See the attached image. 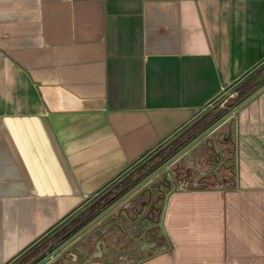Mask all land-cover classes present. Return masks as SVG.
<instances>
[{
    "label": "crops",
    "instance_id": "crops-1",
    "mask_svg": "<svg viewBox=\"0 0 264 264\" xmlns=\"http://www.w3.org/2000/svg\"><path fill=\"white\" fill-rule=\"evenodd\" d=\"M261 66L264 0H0V264H68L57 229ZM235 112L233 184L168 189L135 264H264V82Z\"/></svg>",
    "mask_w": 264,
    "mask_h": 264
},
{
    "label": "rangeland",
    "instance_id": "rangeland-1",
    "mask_svg": "<svg viewBox=\"0 0 264 264\" xmlns=\"http://www.w3.org/2000/svg\"><path fill=\"white\" fill-rule=\"evenodd\" d=\"M241 90L242 87L239 89L232 88L227 91L225 95L215 101L211 106L206 107L207 109L204 108L201 115L197 118V121L191 123V125L160 145L151 156L143 160L141 165H136L129 173L124 175L125 177H123L120 185L130 182L133 178L142 180L140 182L142 184L140 186L141 188L139 187L136 190L133 189L135 187L134 185L131 186L132 189H130L132 191L130 190L129 192H132L131 195L133 196L129 197L127 202L111 209L104 216V213H101V211L103 212V209H106L109 204H112L115 201L114 199L100 213L98 212L85 222L80 220L87 211L82 212V214L75 217L67 225H63L61 229L60 227L57 229L56 233L51 237L52 243L59 242L56 244V246H59L71 240L70 247L73 248L74 243L77 239L81 238L83 233H92V230H98L104 226H108L104 228L107 229V232H113L116 229L119 230V228L125 229L127 224L123 222L118 212L121 210L124 213L123 210L126 208L130 209L131 212L129 216L130 221L128 219L127 223L128 221L129 223L132 221L135 223L138 219L142 218L144 227L150 228L151 232L159 231V240L161 242L162 234L159 230V217L157 218V212L155 213V210L162 206V199L165 192L168 189L178 187V182L174 174L176 169L182 172L186 169L191 170L192 179L203 178L207 173L210 176L208 177V181L193 182L199 185L205 183L206 185L204 187L209 185L230 186L233 184V177H235L236 172V161L238 159L236 152L237 136L240 133L236 125L237 112H235V107L246 95L237 99ZM230 147L232 149L229 152L227 148ZM192 179L189 180L193 181ZM147 209L153 210L154 220L145 217L146 212H148ZM102 236L103 234H99L100 238Z\"/></svg>",
    "mask_w": 264,
    "mask_h": 264
},
{
    "label": "water",
    "instance_id": "water-1",
    "mask_svg": "<svg viewBox=\"0 0 264 264\" xmlns=\"http://www.w3.org/2000/svg\"><path fill=\"white\" fill-rule=\"evenodd\" d=\"M175 177L178 182V188L204 187L206 185L205 183L202 185L195 184L193 181L185 178V176L175 175ZM147 211L145 217L154 220L153 210L147 209ZM159 213L160 208H157V218ZM134 228L136 230L138 229L137 235H134L132 231ZM145 230L146 228L143 225V219L125 229L120 228L116 235L111 231L107 232V229L101 230L97 233L98 235L103 234V236L100 242H96L94 248H83L77 245L74 250H69V257L66 259L70 264H100L101 260H105L107 263H112L113 261H117L114 258L117 253L125 252L126 255H130L131 257L129 259L127 258V261L124 264H135V262L142 257L144 250L151 247V250L155 252L158 248L155 244L149 246L151 240L147 241L141 235ZM133 238L136 239V241L132 240ZM141 247H143L142 252L140 251ZM71 255L74 257L71 258ZM88 255L90 256L88 257ZM94 259L97 260L94 262Z\"/></svg>",
    "mask_w": 264,
    "mask_h": 264
},
{
    "label": "flooded vegetation",
    "instance_id": "flooded-vegetation-1",
    "mask_svg": "<svg viewBox=\"0 0 264 264\" xmlns=\"http://www.w3.org/2000/svg\"><path fill=\"white\" fill-rule=\"evenodd\" d=\"M174 174L175 175H177V176H180V175H182V176H185V178H187V179H192V171L191 170H188V169H186V170H184L183 172L182 171H179L178 169H176L175 171H174ZM180 174V175H179ZM208 174L206 173L205 174V176H203V178H197V179H192L193 180V182H197V181H202V180H209L208 179V177H210L209 175L207 176ZM120 183H121V181L119 182V184H118V186L120 185ZM107 206V205H106ZM123 209H125V207H123ZM124 211V213H122V211L120 210L118 213H119V215H121V219L123 220V222H126V224H127V227H130V226H132L133 224H135L133 221L132 222H130L129 223V221H130V215H131V212H130V209H128V208H126L125 210H123ZM90 212H91V210H88L87 212H86V214L81 218V220L80 221H83V222H85V221H87L89 218H91L92 216H94L95 214H93V215H91L90 214ZM99 212V211H98ZM97 212V213H98ZM157 212V209L155 210V213ZM80 214H82V211L81 212H78V213H76L72 218H71V220H73L75 217H77L78 215H80ZM129 219V221H128V223H127V220ZM107 221H109V220H107ZM107 221H106V223H107ZM108 226H104V227H101L100 229H94V230H92V233L90 232V233H83V235L81 236V238L80 239H77V241L74 243V249H75V247L78 245L79 247H85V248H87V247H90V248H94V246H95V244H96V242H100L101 241V238L99 237V235H98V233L97 232H99V231H101V230H103L104 228H107ZM146 228V227H145ZM117 230V229H116ZM113 231V233L116 235L117 234V232L120 230V228H119V230H117V231ZM132 231H133V233H134V235H137L138 234V229L136 230L135 228L134 229H132ZM144 234V235H143ZM141 235L145 238V240H151L150 241V243L151 244H149V246L150 245H152V244H155L156 246H160V240H159V231H157V232H151L150 231V228H146V230L144 231V232H142L141 233ZM130 237V236H129ZM132 240H136V239H132ZM160 242V243H159ZM73 249V250H74ZM149 250H151V248H148L147 250H144V252H148ZM94 251H95V249H94ZM120 252V251H119ZM68 255V256H67ZM90 255H88V257H89ZM63 257L66 259L67 257H69V250H67L66 252H64L63 253ZM72 257H74V256H72L71 255V258ZM131 256L130 255H126V253L125 252H121V253H117L116 255H115V260H117V261H113L112 263H107L105 260L103 261V260H101L100 261V264H124V263H126V261H127V258L129 259ZM120 259V260H119ZM97 259H94V262L96 261ZM122 260V261H121ZM64 261V259H61L60 261H57V262H54L53 264H66V263H64L63 262ZM68 264H70L69 262H68Z\"/></svg>",
    "mask_w": 264,
    "mask_h": 264
},
{
    "label": "trees",
    "instance_id": "trees-1",
    "mask_svg": "<svg viewBox=\"0 0 264 264\" xmlns=\"http://www.w3.org/2000/svg\"><path fill=\"white\" fill-rule=\"evenodd\" d=\"M262 82H264V66H261L254 74L246 78L243 82H241L235 87V89H239L242 87V90L240 91L237 99L241 98L242 96L250 92L252 89L257 87ZM231 149H232L231 147L227 148V151L230 152ZM137 179L138 178H136L135 180ZM135 180H133L132 182H134ZM128 183H126L125 185L118 186L119 182H117L114 185H112L107 191H105L100 197L93 200L92 203L89 204L88 206V207H91L90 214L93 215L97 213L98 211L103 209L106 205L111 203L116 197H118L128 187V185L131 182L129 184Z\"/></svg>",
    "mask_w": 264,
    "mask_h": 264
}]
</instances>
